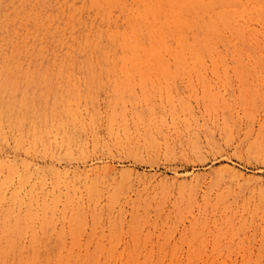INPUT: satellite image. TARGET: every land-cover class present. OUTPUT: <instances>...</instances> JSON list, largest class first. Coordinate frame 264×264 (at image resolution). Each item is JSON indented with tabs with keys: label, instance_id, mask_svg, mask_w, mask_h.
<instances>
[{
	"label": "rangeland",
	"instance_id": "374dc122",
	"mask_svg": "<svg viewBox=\"0 0 264 264\" xmlns=\"http://www.w3.org/2000/svg\"><path fill=\"white\" fill-rule=\"evenodd\" d=\"M0 264H264V0H0Z\"/></svg>",
	"mask_w": 264,
	"mask_h": 264
},
{
	"label": "bare ground",
	"instance_id": "6f19581e",
	"mask_svg": "<svg viewBox=\"0 0 264 264\" xmlns=\"http://www.w3.org/2000/svg\"><path fill=\"white\" fill-rule=\"evenodd\" d=\"M92 256H94V255H92ZM91 258H93L92 260L95 261V260H94V259H95V256H94V257H91Z\"/></svg>",
	"mask_w": 264,
	"mask_h": 264
}]
</instances>
